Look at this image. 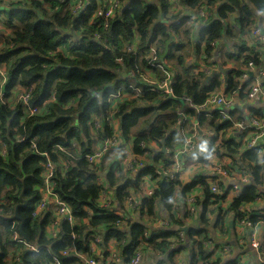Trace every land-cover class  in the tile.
<instances>
[{"label": "clouds", "instance_id": "clouds-1", "mask_svg": "<svg viewBox=\"0 0 264 264\" xmlns=\"http://www.w3.org/2000/svg\"><path fill=\"white\" fill-rule=\"evenodd\" d=\"M0 264H264V0H0Z\"/></svg>", "mask_w": 264, "mask_h": 264}]
</instances>
